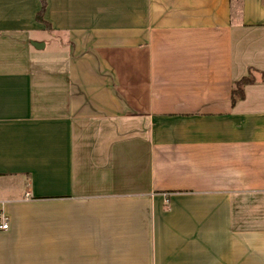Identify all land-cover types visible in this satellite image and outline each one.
<instances>
[{
  "label": "crops",
  "instance_id": "0c3cea01",
  "mask_svg": "<svg viewBox=\"0 0 264 264\" xmlns=\"http://www.w3.org/2000/svg\"><path fill=\"white\" fill-rule=\"evenodd\" d=\"M0 264H264V0H0Z\"/></svg>",
  "mask_w": 264,
  "mask_h": 264
},
{
  "label": "trees",
  "instance_id": "16d2710c",
  "mask_svg": "<svg viewBox=\"0 0 264 264\" xmlns=\"http://www.w3.org/2000/svg\"><path fill=\"white\" fill-rule=\"evenodd\" d=\"M39 18H41V15H39ZM251 81H253V79H251L250 77H245L236 84V87L233 89V102L238 98L240 99L244 97L243 86L250 83Z\"/></svg>",
  "mask_w": 264,
  "mask_h": 264
},
{
  "label": "built area",
  "instance_id": "2783aa9c",
  "mask_svg": "<svg viewBox=\"0 0 264 264\" xmlns=\"http://www.w3.org/2000/svg\"><path fill=\"white\" fill-rule=\"evenodd\" d=\"M1 227L4 228V229H6V228H8V224L7 223H4V224L1 225Z\"/></svg>",
  "mask_w": 264,
  "mask_h": 264
}]
</instances>
